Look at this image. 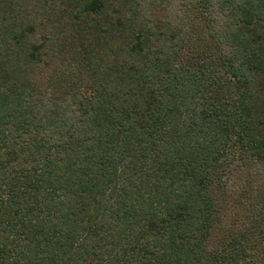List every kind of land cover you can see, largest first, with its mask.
<instances>
[{"label": "trees", "instance_id": "16d2710c", "mask_svg": "<svg viewBox=\"0 0 264 264\" xmlns=\"http://www.w3.org/2000/svg\"><path fill=\"white\" fill-rule=\"evenodd\" d=\"M0 264H264V0H0Z\"/></svg>", "mask_w": 264, "mask_h": 264}]
</instances>
